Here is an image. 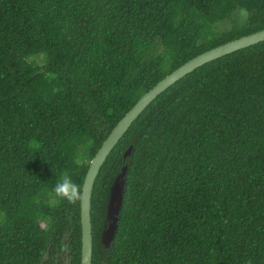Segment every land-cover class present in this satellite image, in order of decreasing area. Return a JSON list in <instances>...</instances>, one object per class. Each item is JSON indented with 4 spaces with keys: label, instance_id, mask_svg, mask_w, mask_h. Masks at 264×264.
<instances>
[{
    "label": "trees",
    "instance_id": "16d2710c",
    "mask_svg": "<svg viewBox=\"0 0 264 264\" xmlns=\"http://www.w3.org/2000/svg\"><path fill=\"white\" fill-rule=\"evenodd\" d=\"M262 29L264 0H0V264H81V202L54 196L60 174L82 189L146 92ZM124 165L107 246V202ZM92 224L93 264H264V41L194 69L149 104L101 167Z\"/></svg>",
    "mask_w": 264,
    "mask_h": 264
},
{
    "label": "water",
    "instance_id": "95a60500",
    "mask_svg": "<svg viewBox=\"0 0 264 264\" xmlns=\"http://www.w3.org/2000/svg\"><path fill=\"white\" fill-rule=\"evenodd\" d=\"M264 41V29L254 33L241 36L234 40L228 41L216 47H213L203 53L198 54L194 58L185 62L183 65L168 74L160 80L152 89L146 92L136 104L120 119L108 137L104 140L101 147L90 162L87 174L85 176L82 191H84L85 199L81 201V224H82V255L81 264H93V224H92V193L97 176L102 165L108 155L118 144L120 139L131 127L133 122L143 113L149 104L168 87L176 81L183 78L189 72L204 65L207 62L215 60L245 47ZM133 146L131 145L124 153V157L131 154ZM127 165H124L115 178L111 188L107 202L108 225L102 232L101 241L105 245H110L114 239L118 229L120 213L124 199L125 176L127 173Z\"/></svg>",
    "mask_w": 264,
    "mask_h": 264
},
{
    "label": "clouds",
    "instance_id": "9594fccd",
    "mask_svg": "<svg viewBox=\"0 0 264 264\" xmlns=\"http://www.w3.org/2000/svg\"><path fill=\"white\" fill-rule=\"evenodd\" d=\"M248 13L245 11L242 13L243 18H247ZM52 192L56 198L61 201H67L70 204H76L84 201L85 195L81 186L76 184L67 171L62 172L57 180ZM107 223L106 225H108ZM105 225V226H106ZM94 254V249H93Z\"/></svg>",
    "mask_w": 264,
    "mask_h": 264
},
{
    "label": "rangeland",
    "instance_id": "374dc122",
    "mask_svg": "<svg viewBox=\"0 0 264 264\" xmlns=\"http://www.w3.org/2000/svg\"><path fill=\"white\" fill-rule=\"evenodd\" d=\"M68 252V251H67Z\"/></svg>",
    "mask_w": 264,
    "mask_h": 264
}]
</instances>
